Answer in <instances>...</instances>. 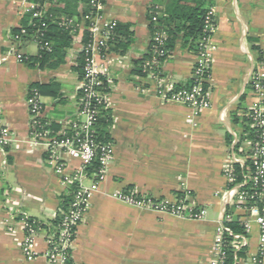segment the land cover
<instances>
[{"label":"crops","instance_id":"obj_1","mask_svg":"<svg viewBox=\"0 0 264 264\" xmlns=\"http://www.w3.org/2000/svg\"><path fill=\"white\" fill-rule=\"evenodd\" d=\"M171 2L106 0L102 9L104 19L129 24L134 37L126 53L110 54L113 152L106 179L91 194L89 210L78 226L72 247L74 264H214L213 248L223 207L228 205L222 197L224 167L234 159L248 160L250 141L241 142L237 149L236 145L254 101L250 77L258 70L264 79V0L217 1L211 39L216 47L209 79L211 105L199 112L163 99L155 80L133 72L135 62L150 49V8L163 10ZM25 5L26 0H0V126L9 128L15 138L9 146H0V264H46L44 233L35 240L36 257H25L22 220L54 218L67 189L47 163L43 147L30 141L28 87L33 82L58 83L61 97L42 96L45 118L60 123L75 115L81 80L73 65L82 48L84 15L89 10L86 0L45 4V8L54 7L57 17L71 16L80 29L64 64L56 69H31L11 55L15 45L21 52H37L35 43L20 49L12 38V30L28 13ZM3 56L7 59L2 62ZM195 62L196 53L178 42L160 70L166 82L186 84L193 78ZM69 77L75 89L68 93L63 81ZM234 112L239 122L233 121ZM69 165L75 168L79 162L72 160ZM129 186L156 198L187 197L190 204L207 209V215L179 217L114 196ZM234 215L243 221L249 212L234 210ZM260 236V226L253 223L245 235V255L237 264H256L255 259L264 264Z\"/></svg>","mask_w":264,"mask_h":264},{"label":"built area","instance_id":"obj_2","mask_svg":"<svg viewBox=\"0 0 264 264\" xmlns=\"http://www.w3.org/2000/svg\"><path fill=\"white\" fill-rule=\"evenodd\" d=\"M217 1L209 0L204 27L207 35L199 41L200 50L196 54V62L193 68V77L196 79V84L193 87L179 89L176 83L173 81L166 82L162 75L154 72L153 67L159 64V57L166 54L165 46L168 34L163 29H157L152 35L150 46L153 58L144 65L145 70L148 72L147 78L157 82L160 97L183 103L193 108L195 112L202 111L211 105L209 79L213 54L216 50L211 39L216 29ZM105 2L106 0H89V10L84 15V20L89 22V25H85V30L91 34V39L86 45L82 42L81 49L85 48L87 57L85 76L81 79L78 88L82 94L77 99L75 116L61 121L59 123L61 128L56 130L53 127V122L45 118V106L40 92L33 89L27 96L30 113V141L43 147L47 163L60 175L64 188L68 189L73 183L78 184L72 209L65 213L59 237H55L44 227H39L35 220H30V217H25L22 220L25 231L22 251L28 260H33L36 257L35 240L38 235L44 233L47 242L46 264H71L72 247L76 232H74V229H78V226L84 221L85 214L90 207L91 194L100 189L107 176L113 146H102L97 141L96 120L101 107H110L109 93L104 91L105 84L107 83L110 88L113 82L110 69L111 53L108 52L107 42L117 22L102 17L101 12ZM24 11L33 13L34 16L42 14L39 4L27 0ZM160 15L161 10L157 9L152 21L157 23ZM67 24L75 26L78 31L80 29V24H77L73 18L69 19ZM22 31L24 32V30ZM35 44L37 45L36 42ZM16 47L15 45V48L12 49L11 55L22 62V52ZM6 59L7 56H3L1 61L3 62ZM250 85L254 94V101L245 115L252 120V127L259 138V141L253 145L252 153L247 156V159L253 162L254 170L245 174L244 182L235 184L233 165L238 159L230 161L224 167L226 188L222 193V197L225 202H228V205L226 203L223 207L224 216L220 221L217 239L213 248L214 264H224L225 262L223 234L226 224L233 219L234 210L248 211L249 215L243 220L245 233H234L229 245L234 249L243 247L245 245V235L250 231L252 224L257 223L261 229V246L264 248V206L246 205L249 198L264 200V79L258 70L252 73ZM69 130H71V133L64 136L63 134ZM14 140L15 138L10 129L0 126V146H9ZM96 159L101 162V168L94 178L89 177L86 169ZM72 160L78 161L79 165L70 168L69 162ZM87 180L88 183H86ZM246 182L252 183L255 190L249 192L242 189L243 183ZM114 196L140 208L179 217L202 219L207 215V209L195 207L189 203L187 197L156 198L146 193L138 194L132 190L129 192H116ZM255 261L256 264H261L260 259H255Z\"/></svg>","mask_w":264,"mask_h":264},{"label":"trees","instance_id":"obj_3","mask_svg":"<svg viewBox=\"0 0 264 264\" xmlns=\"http://www.w3.org/2000/svg\"><path fill=\"white\" fill-rule=\"evenodd\" d=\"M28 2L39 4V8L42 12L40 16H34L33 13H27L22 17V21L19 27L12 30V38L19 45L20 49L31 43H37V52L32 54L29 52H22V62L27 64L32 68L39 69H56L61 64L66 62V57L69 49L72 48L74 43V36L77 34L78 29L75 26L68 25L67 22L71 19V16L66 18L57 17L56 10L53 6L45 8V4L49 3H59L65 0H27ZM87 4L89 0H86ZM209 0H172V2L167 5L163 10H161V15L158 17L157 23L152 21L154 13L157 11V7L153 5L150 8L148 17L150 21L151 33L152 35L157 29H163L168 34V39L166 42V54L159 57V64L153 67L155 73L163 75L160 70V65L172 56V53L180 42L183 48H187L194 53H198L200 50L199 41L204 38L207 33L204 30L205 27V16L207 13V8L209 5ZM85 25H89L87 21ZM24 30V32L22 31ZM18 37V38H17ZM134 37L133 30L130 29L129 24L117 23L113 29L111 36L108 40V52H115L118 54H124L128 51ZM91 39V34L85 30L83 32L82 42L86 45ZM151 45V43H150ZM21 52V51H20ZM87 52L81 49L77 55L76 63L73 65L74 71L78 74L79 79H83L85 76V65H86ZM153 58V53L151 46L149 52L144 56V58L139 59L135 62V67L133 72L142 78L148 77V72L145 70V63ZM196 84V79L191 78L186 84L178 85L179 89L191 88ZM205 85V84H204ZM145 86H147L145 84ZM33 89H37L42 96L49 95L52 97H61L60 85L56 82L41 83L33 82L28 87V93H31ZM104 91L110 94L109 85L105 84ZM82 92L78 89V98L81 96ZM241 99H244L242 96ZM75 115H72L74 117ZM232 119L234 122H239L240 117L237 113H232ZM113 114L110 107L99 109L97 114V141L102 146L111 145L114 142L110 134V129L113 125ZM243 135L240 142L236 145V149L241 145V142L250 141L251 145L248 152L252 153L253 145L259 141L258 134L252 127V120L245 116L243 119ZM53 127L56 130L61 128V124L53 123ZM71 130L65 132L63 135L70 134ZM228 141L231 138L228 137ZM101 168V162L96 159L94 163L86 169L89 177H95ZM254 165L251 160L246 162L236 161L233 165V171L235 173V184L244 182V176L246 173L253 171ZM242 189L249 192L254 191L252 183H243ZM78 189V184L73 183L67 191L61 196V202L58 212L54 218L38 220L37 218L30 217L31 221H36L39 227H44L49 233L53 234L55 237H59L60 228L63 222L65 213L72 209V204L74 202L75 192ZM126 192L131 191L132 186L127 188ZM258 205L259 207L264 206V200L261 199H248L246 202L247 206ZM76 231V232H75ZM76 238L77 229H74ZM234 233L244 234V222L240 219L234 220L226 224V229L223 234V249L225 252V262L224 264H237L239 258L245 255V248L241 247L239 249H234L229 245L230 241L233 239ZM74 264L73 259L70 261Z\"/></svg>","mask_w":264,"mask_h":264},{"label":"rangeland","instance_id":"obj_4","mask_svg":"<svg viewBox=\"0 0 264 264\" xmlns=\"http://www.w3.org/2000/svg\"><path fill=\"white\" fill-rule=\"evenodd\" d=\"M31 49H32V51H35V45H33L31 47ZM31 69H36V68H31ZM71 75L74 76L75 74L74 73H71ZM63 84H64V88L67 90L68 93H69V91H74L75 85L73 84V80L70 77L67 78V79H65L63 81ZM42 100H46L45 97H43ZM88 182L89 181L87 180L86 183H88Z\"/></svg>","mask_w":264,"mask_h":264},{"label":"water","instance_id":"obj_5","mask_svg":"<svg viewBox=\"0 0 264 264\" xmlns=\"http://www.w3.org/2000/svg\"><path fill=\"white\" fill-rule=\"evenodd\" d=\"M234 220H237L238 219V215H234Z\"/></svg>","mask_w":264,"mask_h":264}]
</instances>
